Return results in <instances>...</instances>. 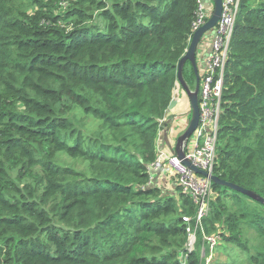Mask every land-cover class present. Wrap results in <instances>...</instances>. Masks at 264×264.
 Returning a JSON list of instances; mask_svg holds the SVG:
<instances>
[{"label": "trees", "instance_id": "obj_1", "mask_svg": "<svg viewBox=\"0 0 264 264\" xmlns=\"http://www.w3.org/2000/svg\"><path fill=\"white\" fill-rule=\"evenodd\" d=\"M198 1L0 0V264H204L191 197L149 186ZM220 107L212 175L264 198V0H240ZM203 225L216 254L248 226L264 264L263 205L212 184Z\"/></svg>", "mask_w": 264, "mask_h": 264}, {"label": "built area", "instance_id": "obj_2", "mask_svg": "<svg viewBox=\"0 0 264 264\" xmlns=\"http://www.w3.org/2000/svg\"><path fill=\"white\" fill-rule=\"evenodd\" d=\"M198 2V18L193 24V33L207 21L213 8V5H211V10L207 13L203 7V2H200V0ZM239 4L240 0H223L220 19L213 32L209 35L211 38L210 48L206 55L204 74L200 80L199 123L185 148V158L193 166L209 174H212L216 160L224 68L235 28ZM208 40L209 38L204 41L207 42ZM157 152V158L151 165L150 170L154 171V173H171L175 177L176 187L189 195L196 206L194 215L191 218H184L186 223L185 255L195 251L197 236L200 234V260L204 264H212L216 257V248L220 244V237L218 233L207 234L203 225V220L210 210L211 180L194 173L172 152L164 153L163 150L159 149H157ZM185 257L181 255L180 260L184 262Z\"/></svg>", "mask_w": 264, "mask_h": 264}, {"label": "water", "instance_id": "obj_3", "mask_svg": "<svg viewBox=\"0 0 264 264\" xmlns=\"http://www.w3.org/2000/svg\"><path fill=\"white\" fill-rule=\"evenodd\" d=\"M205 0H200V2H204ZM213 2V8L210 17L207 19V21L198 28L192 35L190 39V44L185 51V54L180 59L178 65H177V82L179 86L181 87L182 92L185 94L189 106H190V117L188 124L183 131V133L177 137L175 146L173 148L172 153L175 154L180 160H182V163L188 167L190 170H192L194 173L201 175L203 177L209 178L211 180L212 184L222 186L226 189H229L231 191L237 192L243 196H246L250 200L257 202L264 206V198L260 197L256 193L244 189L240 186H237L233 183L226 182L224 180L219 179L218 177L209 174L205 171H202L198 169L197 167L193 166L192 163L185 158V148L188 144V140L196 130L199 118H200V111H199V89H200V83H199V77L197 74V51L199 46L204 42V40H207L209 38V35L213 32L215 26L217 25L221 13H222V4L223 0H212ZM186 63H189L193 73L196 78L195 88L190 89L183 77V67ZM177 95H174L172 100L170 101L167 111H171L174 109V107L177 105ZM174 122V118H170L168 122L163 123V125L160 126L159 132L164 133L165 140L167 141L168 137V131L171 129V126ZM160 140V139H159ZM163 150V147L162 149ZM170 150L171 147H170ZM151 174H154V171L150 170ZM150 187H154L152 183H149Z\"/></svg>", "mask_w": 264, "mask_h": 264}, {"label": "crops", "instance_id": "obj_4", "mask_svg": "<svg viewBox=\"0 0 264 264\" xmlns=\"http://www.w3.org/2000/svg\"><path fill=\"white\" fill-rule=\"evenodd\" d=\"M203 7L206 10V12H210L211 10V5H212V1L211 0H205L203 2ZM210 41L211 38L209 37V40L206 42L204 41L198 48L197 51V57H196V62H197V74L200 76V78L202 77V75L204 74V68H205V64H206V55L209 52V48H210ZM189 78V76H187ZM186 81V79H185ZM188 87L190 89H194L195 84L193 85V87H191V84L188 82H186ZM195 83V82H194ZM174 92H177V105L174 107V109L172 111L167 112L168 116L165 117H169L170 118H174V122L171 126V129L168 131V137H167V141L165 140L164 137V133L160 132V141L158 144L157 149L161 150L163 147V151L164 153H171L173 151V148L175 146L177 137H179L183 131L185 130L187 123L185 124V127L182 129L181 125L179 124V121H181V119L185 116L187 118V116H189L190 114V106H189V102L185 96V94L182 92L181 87L178 85H176ZM168 122V121H167ZM170 147L172 150H170ZM152 176V180L151 183L153 184L154 187H158L161 186L162 188L164 187L167 191H173L176 188L175 185V177L167 172V173H159V172H155ZM161 184V185H160ZM216 260V259H215Z\"/></svg>", "mask_w": 264, "mask_h": 264}, {"label": "rangeland", "instance_id": "obj_5", "mask_svg": "<svg viewBox=\"0 0 264 264\" xmlns=\"http://www.w3.org/2000/svg\"><path fill=\"white\" fill-rule=\"evenodd\" d=\"M212 5H213V2H212ZM96 19L97 18H95V20ZM97 23H101V21H99V19H98ZM189 66H190V64H189ZM186 67H187V65H186ZM190 68H191V66H190ZM190 68H187L186 71L189 72ZM197 71H198V69H197ZM185 75H187V74L185 73ZM193 76H194V73H193ZM194 77L192 78L191 75H189V78L187 76L185 77L186 82L189 81V83L191 84V87H193V85L195 84L194 83L195 82ZM174 95H177V92H174ZM167 112H166L165 116H168ZM70 113L75 118V123H76V124H74L75 127L77 128L78 131L84 133V135H85V132L90 131L89 128L93 129L94 127H97L96 121L92 117L84 114L82 109L75 108ZM190 115L187 116V118L184 116L181 119V121H179V124L181 125L182 129L185 127L186 123L188 124V121H189L188 117H190ZM168 120H169V117H165L161 122L166 123ZM64 163L71 165V166L76 165L74 162H70V161H64ZM75 167L76 168H82L81 165H76ZM161 186H158V188H160L165 193L168 192L164 187L162 188ZM226 202L229 203L228 205H231V201L229 199ZM249 205H252V203L250 202ZM256 238L257 237H256V234L254 233V231L251 230L248 226L243 225L241 239L243 240V242H247L248 247H249V251L241 252L240 250L237 249V247L232 246V245H228V244H225L222 242L221 245L226 246V248H223V247L218 248L217 254H216V260L212 264H226V263L227 264H233V262H235V264H250L248 256H249V252L250 253L252 252V248L254 247V245L256 243ZM184 248H186V242H185Z\"/></svg>", "mask_w": 264, "mask_h": 264}, {"label": "flooded vegetation", "instance_id": "obj_6", "mask_svg": "<svg viewBox=\"0 0 264 264\" xmlns=\"http://www.w3.org/2000/svg\"><path fill=\"white\" fill-rule=\"evenodd\" d=\"M198 77H199V83H200V80H201V78H200V76L198 75ZM195 83H196V78H195Z\"/></svg>", "mask_w": 264, "mask_h": 264}]
</instances>
